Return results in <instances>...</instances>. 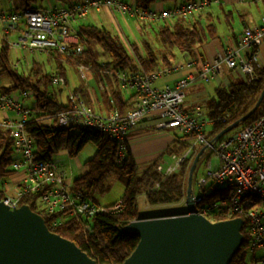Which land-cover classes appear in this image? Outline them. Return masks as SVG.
Returning a JSON list of instances; mask_svg holds the SVG:
<instances>
[{
    "label": "built area",
    "instance_id": "built-area-1",
    "mask_svg": "<svg viewBox=\"0 0 264 264\" xmlns=\"http://www.w3.org/2000/svg\"><path fill=\"white\" fill-rule=\"evenodd\" d=\"M207 0L182 1L176 5L154 9H139L134 3L123 0H79L48 7H27L0 11V45L10 47L5 35L21 28L15 45L21 49V58L27 61L31 55L50 56L58 54L64 60H71L80 77L86 71H94L99 76L111 75L120 89L131 91L132 105L120 112L113 106L104 115L95 113L74 90H66L67 102L53 112L58 127H73L84 131L104 133L115 145V164L121 165L128 134L141 121L153 122L157 130L174 128L190 136L189 144L180 153H170L167 159L158 162L154 169L161 178L180 170L186 160H191L199 148L203 170L195 172L192 188L194 210L214 221L240 218L245 236V250L255 264H264V113L251 123L217 139L208 138L206 125L210 120H201L189 115L185 109V90L194 78L208 80L220 77L224 71H235L253 79L256 67L262 65L259 46L264 42V11L260 24L245 27L234 45L218 50L210 59L191 55L182 62L162 67L148 73L143 69L125 72L114 68L105 61L80 58L87 50V43L80 39L75 26L90 12L107 9L111 13L134 18L143 24L155 22L170 23L176 18L187 17L204 8ZM18 61L13 63L16 65ZM191 67L195 76L177 79L172 85L155 87L156 78L163 74ZM51 81L60 89H66L63 76L52 75ZM98 86L109 92L102 80ZM31 91H23L18 96L0 91V127L9 130L13 140L10 170L19 178L12 186V192H5L1 201L9 208L20 206L22 199L37 195L36 205L45 213L64 211V218H75L82 229L90 231L89 221L99 213L115 212L123 203L104 206L94 202L84 191L74 189L71 179L63 167L55 160L39 161L33 157V142L25 125L31 115V108L23 105ZM49 112H52L49 110ZM224 121V118L220 119ZM50 118L46 120L49 122ZM210 154L215 160L210 159ZM197 170V169H195ZM208 183L226 189L223 199L203 204L204 195L200 188ZM160 182L152 181L149 189L158 188ZM185 203V201H184Z\"/></svg>",
    "mask_w": 264,
    "mask_h": 264
},
{
    "label": "trees",
    "instance_id": "trees-1",
    "mask_svg": "<svg viewBox=\"0 0 264 264\" xmlns=\"http://www.w3.org/2000/svg\"><path fill=\"white\" fill-rule=\"evenodd\" d=\"M13 4L14 10L32 7L37 0H8ZM58 4L76 2L79 0H53ZM125 1V0H123ZM156 1L177 4V0H133L139 9L151 7ZM185 2L190 0H184ZM264 4V0H261ZM187 18V17H180ZM174 19L173 24L161 23L157 26V33L162 44L178 53H192L194 49L202 45L208 38L214 36L215 29L211 25L201 27L199 25H186V22ZM177 21V22H176ZM81 40L85 41L88 50L80 58V61L87 63L92 59L90 46L96 45L109 57L108 64L114 68L134 72L142 68L148 73L157 71L161 66H168L175 54L163 53L158 58L145 44V53L140 54L134 43L128 47L115 35L104 27L78 22L75 26ZM5 41V40H4ZM49 58L55 61L63 58L54 53ZM13 65L9 48L0 45V77L5 76L10 80V85L0 86L3 93H16L21 95L23 91H31L27 97L32 98L35 105L31 108V115L25 125L26 132L33 142V157L39 161H49L55 155L65 150L70 157L76 156L81 149L90 144L94 147V155L85 162L86 172L72 180L74 189L87 193L94 200L97 192H102L105 180L110 175L116 176L123 185L120 197L122 207L115 212L96 214L90 221V231L82 229L81 223L75 218H64V211L55 213H45L39 210L36 205L37 195L26 197L21 200L20 205L28 206L32 211L39 213L51 232L72 241L78 248L87 254L98 264H121L135 248L138 237L134 234L118 232V228L123 227L132 220L147 217L141 215L137 208V197L144 194L145 203L148 206L160 204H173L181 202L184 197L187 173L191 160H186L179 171L161 178L155 171L157 162H153L143 172L138 171L137 164L127 148L125 147L124 158L121 165L115 164V145L107 136L99 131H84L73 127H58L55 123L53 112L62 108L58 100V93L61 90L55 87L51 81L52 75L63 76L62 72L54 70L45 71L42 66L32 57L30 66L22 65L26 60ZM71 62V60H66ZM22 63V64H21ZM22 65V66H21ZM231 71V70H230ZM233 72V71H232ZM231 74V72H228ZM237 79H229L225 86H217L213 91V97L206 102V116L210 120L207 137L213 138L226 125L247 113L254 105L258 95L264 86V60L260 67H256L253 79L241 74ZM114 104L123 112L133 103V97L124 100L120 92L112 93ZM51 110L52 112H49ZM264 113V98L256 110L239 127L251 123ZM50 118L49 122H46ZM224 118V121L220 119ZM189 142L175 140L167 152H181ZM177 145V147H175ZM13 152V140L9 130L0 127V197H3L4 190L1 187L3 179H6L13 172L10 170L11 155ZM196 173L194 172L195 178ZM152 181H159L158 188L149 189ZM194 179H192V182ZM204 195V200L214 202L221 200L226 195V189L216 187L213 183H208L204 188H200ZM177 212L166 214L174 215ZM180 214V213H179ZM220 218L215 216L214 221ZM244 240L228 264H255L245 250V236L242 228Z\"/></svg>",
    "mask_w": 264,
    "mask_h": 264
},
{
    "label": "crops",
    "instance_id": "crops-1",
    "mask_svg": "<svg viewBox=\"0 0 264 264\" xmlns=\"http://www.w3.org/2000/svg\"><path fill=\"white\" fill-rule=\"evenodd\" d=\"M125 1L134 3L133 0H125ZM182 1L184 0H177V3ZM207 1H208L207 5L204 8L193 12L192 14L187 16V18H179V20L177 21L179 22L185 21L186 25L194 24V25H199L201 27L211 25L215 29L214 36L208 38L202 45L196 47L191 54L188 52H184L179 55L175 54L174 59L171 60V64L182 62L191 55L199 56L202 59H210L221 48L228 45L230 46L234 45L237 37L242 32L243 28L255 27L259 25L261 15L264 11V4L261 3V0H207ZM39 2L40 5L35 4V6L48 7L49 5H60L53 0H39ZM172 5L173 4L171 3L156 1L151 7L159 10V9L172 7ZM12 8H13V4L10 1L0 0V11H7ZM99 15L103 16L105 23L107 25L109 26L115 25V27L117 28L119 27V21L117 20V18L120 19L123 23H127V21L133 19V18L130 19V17H126V16H121L118 13H111L107 9H104L101 10L100 12H95V11L90 12L89 15L84 20H82V22L89 23L88 22L89 16H99ZM99 23L103 25V21L102 22L99 21ZM161 23L163 22L143 24L142 28L143 27L144 29L153 28V30H155L157 26ZM173 23L174 21L168 24H173ZM21 28L14 30V32H12L13 34L10 35H13V37L17 36L18 38V36L21 33ZM132 43L136 44V42H132ZM145 46H144V50H145ZM139 47L137 46L139 53L143 54V52L140 50ZM8 48L10 49V47ZM18 49L19 52H21V49L20 48ZM32 57L35 59L36 62H38L42 66V68L45 71L52 72L56 69L58 70V72H62L63 77L66 81V89L64 90L61 89L59 90L58 93V100L62 105H64L67 102L66 90L68 89L76 91L84 100V102L95 113L100 115L106 114L111 107L116 106L112 99L113 98L112 93L120 92L124 100H127L130 97L134 98L133 93L131 91L120 89L111 75L101 77L99 76V74L95 73L94 71L92 72L86 71L85 78H82L77 72L74 63L72 61L69 62L64 59L63 60L59 59L55 61L54 59L44 55L41 56V55L31 54L27 58V61L23 62V65L26 66L30 65V60ZM259 57L263 62L264 42L259 46ZM65 63L67 64V66L72 67L74 71H76L80 81H82V84H77V85L75 84L72 86L69 85L68 78L65 74V68H64ZM162 67L165 66H161L160 68ZM164 75L172 76L170 82L157 81ZM187 76H195V70L191 67L188 68L184 67L181 70L163 74L160 77L156 78L153 85L155 87L172 85L177 79L185 78ZM101 80L107 84V86L109 87V92H105V90H101V88L98 86V83ZM224 80L225 79L221 77H217L208 80H200L194 78L192 81H190L187 87L189 88V91L188 93H185L186 94L185 106H184L185 111L189 115L194 116L198 119L208 120L206 116V112H207L206 102L208 99L213 97L212 95L210 96L208 93L209 91L208 89L210 88V83L214 82L215 85L213 86V91H214V89L218 86L220 81H224ZM55 87L58 86L55 85ZM11 94L18 96V94L16 93H11ZM21 102L23 103V105L29 108H33V106L35 105L33 99L29 97L22 98ZM2 116L3 114L2 112H0V119L2 118ZM209 124L210 122L205 127L206 131L208 130ZM175 140L179 141L180 143L189 142L190 136L185 135L174 128H165V129L157 130L154 128L153 122L151 123L147 121H141L128 134L126 141V148L133 157V159L135 160L138 167V171L143 172L153 162L158 163L163 159H167L170 153H176V152H170V153L167 152V149L173 145ZM175 147H177V145ZM94 153H95L94 147L90 144H86L81 149V151L74 157L68 156L65 150H61L58 152V154L55 155L54 159L63 167V169L66 172V175L72 181L74 178L79 177L86 172L87 168L85 166V162L89 160L94 155ZM18 178H19L18 173H12L6 179H3L1 183L2 189L5 192H9V193L12 192V186L13 184L16 183ZM108 179H109V191H110L111 189H114V186H116L117 183H119V181L117 180L116 176L113 174H110L106 178L105 183ZM120 197L121 195L117 199L113 201L111 200L109 203H103L101 199L96 198L94 195V200L99 205L108 206L118 201ZM138 199L142 200V203L145 207L148 208L151 207L145 203L144 194L141 193L137 197V200ZM184 201H185V195L182 199L183 203ZM185 212H181V213H185ZM177 213L179 214L180 212ZM150 217H154V216H150Z\"/></svg>",
    "mask_w": 264,
    "mask_h": 264
},
{
    "label": "water",
    "instance_id": "water-1",
    "mask_svg": "<svg viewBox=\"0 0 264 264\" xmlns=\"http://www.w3.org/2000/svg\"><path fill=\"white\" fill-rule=\"evenodd\" d=\"M264 98V86L243 116L220 130L217 139L245 121ZM200 148L191 160L185 189L186 212L132 220L118 232L138 242L121 264H228L242 244L243 220L211 221L194 210L192 176ZM0 264H98L72 241L46 227L42 216L26 205L9 208L0 199Z\"/></svg>",
    "mask_w": 264,
    "mask_h": 264
},
{
    "label": "rangeland",
    "instance_id": "rangeland-1",
    "mask_svg": "<svg viewBox=\"0 0 264 264\" xmlns=\"http://www.w3.org/2000/svg\"><path fill=\"white\" fill-rule=\"evenodd\" d=\"M35 4L40 5L39 0H37ZM36 7H40V6H36ZM117 20L119 21V27L118 28L115 27V25H111V26L107 25L105 23V20H104L102 15L89 16V18H88L89 23L94 24V25L96 24L98 27H104L108 31L110 30V32L113 35L117 36L128 47L129 50H130V44H127V43L136 42L135 45L138 47L140 46L139 48L143 52V54L145 53V50H144L145 44L149 45L152 52L158 58H160L161 54H163V53H172L173 52L176 55L180 54L176 50L170 49L168 46L162 44V42L159 40L157 28L155 30H153V28L152 29H144V27L142 28L143 23L134 19V18L127 21V23H123L118 18H117ZM99 21L100 22L103 21V25L100 24ZM0 32H1V27H0ZM12 32H14V31H11V32H9V34H6L4 36L5 41L7 43H9V42L13 43L10 45V49H9V55H10V59H11L12 63H15L16 61H18V63H20L23 60L21 58V52H19L18 47L15 45V43L17 42V36L13 37V35H10V34H13ZM0 34H2V33H0ZM87 50H88V46H87ZM90 53H91L90 55L92 57L91 60H96L99 62H101V61L108 62V59H109L108 55L106 53H104L103 51H101L98 46L91 45L90 46ZM41 56H43V55H41ZM64 68H65V74H66L68 81H69V85L72 86L75 84L76 85L82 84V81H80L79 76L77 75L76 71H74V69L72 67L67 66V64L65 63ZM228 72H231V74ZM237 74L238 73L235 71H233V72L229 71V70L224 71L223 74L220 75V77L225 79V80L220 81L218 86L227 85L228 84L227 80H229V79L240 78V77H238L239 75H237ZM171 78H172V76L164 75L160 79H158L157 81L158 82H163V81L170 82ZM9 84H10V80L7 77H5V76L0 77V86H7ZM213 86H215L214 82H211L210 88L208 89L209 90L208 93L210 96L211 95L213 96ZM187 87H186L185 93H188V91H189V88H187ZM210 156H211L210 159L214 161L215 157L211 154H210ZM195 169H197V170H194V172H201L203 170V165L201 163V160L198 161ZM193 177H194V173H193L192 179H194ZM106 186H108V187H106ZM116 186H117V188H116ZM116 186H114V189H111L109 191V179H108L105 183L103 191L95 193V197L98 199H101L103 203H109L111 200L113 201V200L117 199L122 193L123 185L119 182V183H117ZM191 188L193 191H196V188H195L193 182L191 184ZM185 189H186V187H185ZM209 203L210 202L203 200V204H209ZM137 208H138V212L141 215H144L147 217L166 215V214H170V213H174V212H180L181 213V212L186 211L185 204L182 201L177 202V203H173V204H160V205L152 206V207L148 208V207H145L143 205L141 199H138L137 200Z\"/></svg>",
    "mask_w": 264,
    "mask_h": 264
},
{
    "label": "bare ground",
    "instance_id": "bare-ground-1",
    "mask_svg": "<svg viewBox=\"0 0 264 264\" xmlns=\"http://www.w3.org/2000/svg\"><path fill=\"white\" fill-rule=\"evenodd\" d=\"M199 149H200V148H199ZM199 149H198V150H199ZM201 154H202V153H201ZM241 230H242V229H241ZM241 232H242V231H241Z\"/></svg>",
    "mask_w": 264,
    "mask_h": 264
}]
</instances>
